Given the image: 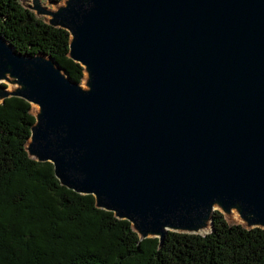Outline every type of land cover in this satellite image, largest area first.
I'll use <instances>...</instances> for the list:
<instances>
[{
  "label": "water",
  "instance_id": "1",
  "mask_svg": "<svg viewBox=\"0 0 264 264\" xmlns=\"http://www.w3.org/2000/svg\"><path fill=\"white\" fill-rule=\"evenodd\" d=\"M16 2L82 68L0 33V102L29 103V159L157 248L210 233L215 211L264 228V0Z\"/></svg>",
  "mask_w": 264,
  "mask_h": 264
},
{
  "label": "trees",
  "instance_id": "2",
  "mask_svg": "<svg viewBox=\"0 0 264 264\" xmlns=\"http://www.w3.org/2000/svg\"><path fill=\"white\" fill-rule=\"evenodd\" d=\"M0 33L21 52L47 51L80 80L81 66L66 57V31L16 0H0ZM28 108L17 96L0 102V264H264V228L228 225L218 211L203 236L168 231L159 248L157 238L139 241L92 195L60 185L50 162L29 159Z\"/></svg>",
  "mask_w": 264,
  "mask_h": 264
}]
</instances>
